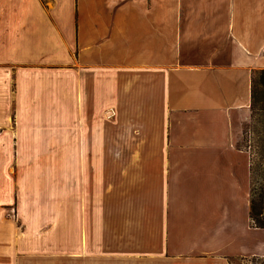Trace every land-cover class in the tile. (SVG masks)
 Segmentation results:
<instances>
[{
  "label": "crops",
  "instance_id": "1",
  "mask_svg": "<svg viewBox=\"0 0 264 264\" xmlns=\"http://www.w3.org/2000/svg\"><path fill=\"white\" fill-rule=\"evenodd\" d=\"M260 70L264 0H0V264L264 260Z\"/></svg>",
  "mask_w": 264,
  "mask_h": 264
},
{
  "label": "rangeland",
  "instance_id": "2",
  "mask_svg": "<svg viewBox=\"0 0 264 264\" xmlns=\"http://www.w3.org/2000/svg\"><path fill=\"white\" fill-rule=\"evenodd\" d=\"M56 68V67H53ZM259 73V72H257ZM255 74L256 87L259 92L260 105L264 104V79ZM110 117V114H107ZM239 146L251 152L253 159L252 176V199L257 210L264 209V115L256 114L252 111L249 120L243 125V134L239 141ZM234 264H244L242 261H235ZM252 264H263L252 262Z\"/></svg>",
  "mask_w": 264,
  "mask_h": 264
},
{
  "label": "trees",
  "instance_id": "3",
  "mask_svg": "<svg viewBox=\"0 0 264 264\" xmlns=\"http://www.w3.org/2000/svg\"><path fill=\"white\" fill-rule=\"evenodd\" d=\"M259 72V73H257ZM258 76L264 79V70L256 71ZM253 76V86H252V104H251V111L253 116L256 114H263L264 115V104L260 105L259 102V92L255 85L256 83V76ZM254 168H253V159H252V167H251V173L253 176ZM251 219L253 221V225L259 228H264V209L261 208L260 210H257L256 204L251 200ZM256 259H254L255 261ZM256 262L263 263L264 260L257 259Z\"/></svg>",
  "mask_w": 264,
  "mask_h": 264
},
{
  "label": "built area",
  "instance_id": "4",
  "mask_svg": "<svg viewBox=\"0 0 264 264\" xmlns=\"http://www.w3.org/2000/svg\"><path fill=\"white\" fill-rule=\"evenodd\" d=\"M249 264H252V262H251V263H249ZM263 264H264V262H263Z\"/></svg>",
  "mask_w": 264,
  "mask_h": 264
}]
</instances>
